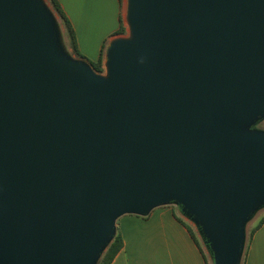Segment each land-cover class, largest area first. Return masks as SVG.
Segmentation results:
<instances>
[{
  "label": "water",
  "instance_id": "1",
  "mask_svg": "<svg viewBox=\"0 0 264 264\" xmlns=\"http://www.w3.org/2000/svg\"><path fill=\"white\" fill-rule=\"evenodd\" d=\"M105 74L44 0H0V264H97L176 204L214 264L264 206V0H126Z\"/></svg>",
  "mask_w": 264,
  "mask_h": 264
},
{
  "label": "crops",
  "instance_id": "2",
  "mask_svg": "<svg viewBox=\"0 0 264 264\" xmlns=\"http://www.w3.org/2000/svg\"><path fill=\"white\" fill-rule=\"evenodd\" d=\"M59 1L74 28L80 53L91 61L102 55L105 69L110 43L123 36L118 33L121 27L127 30L126 0ZM116 226L123 247L111 264H211L176 204L158 206L144 216L125 214ZM240 264H264V222L247 236Z\"/></svg>",
  "mask_w": 264,
  "mask_h": 264
},
{
  "label": "trees",
  "instance_id": "3",
  "mask_svg": "<svg viewBox=\"0 0 264 264\" xmlns=\"http://www.w3.org/2000/svg\"><path fill=\"white\" fill-rule=\"evenodd\" d=\"M49 2L51 6L53 7V9L56 11V13L59 15L60 19L62 20V23L65 27L66 33L69 38V45L72 49L73 54L80 59L87 60L96 72H99V73L104 72L102 55L97 61H91L80 53L78 49V44H77V39H76L74 28L67 14L65 13L60 1L59 0H49ZM125 32H126L125 28H122V27L118 31V33L120 34H124ZM263 222H264V216L259 220L256 227L250 231V235H252L254 230L258 228ZM191 233L193 234L195 240L199 242L198 238L195 236L196 234L192 230H191ZM122 247H123V238H122V235L117 231L112 242L108 245L107 249L101 255L97 264H111L113 259L117 255V253L122 249Z\"/></svg>",
  "mask_w": 264,
  "mask_h": 264
},
{
  "label": "rangeland",
  "instance_id": "4",
  "mask_svg": "<svg viewBox=\"0 0 264 264\" xmlns=\"http://www.w3.org/2000/svg\"><path fill=\"white\" fill-rule=\"evenodd\" d=\"M46 5L53 11L54 15L57 17V23L60 26V32H61V38H62V42L64 44L65 49L67 50L68 53H70L72 56H74L72 49L69 45V38L68 35L65 31V27L62 23V20L60 19L59 15L56 13V11L53 9V7L51 6L49 0H44ZM126 11V8H125ZM127 23V21H126ZM129 36L130 35V28L129 25L127 23V30L125 32V34H123V36ZM106 71L104 69V72H102V74H105ZM252 129H257V130H264V118L255 122L252 125ZM179 212L184 216V218L186 219V221L188 222V224L191 226V228L193 229L194 233L196 234L199 242L201 243V245L205 248L207 254H208V258L210 260L211 264H214V260H213V256L212 253L204 239V237L202 236L201 232H200V228L198 227V225L192 221V219H190L189 217H187L181 210V208L179 206H177ZM264 216V206L261 207L260 209H258V211H256L253 216L247 221L246 223V235L248 236L251 229L259 222V220ZM117 233V231H116Z\"/></svg>",
  "mask_w": 264,
  "mask_h": 264
}]
</instances>
